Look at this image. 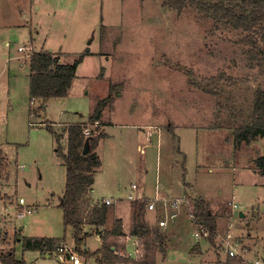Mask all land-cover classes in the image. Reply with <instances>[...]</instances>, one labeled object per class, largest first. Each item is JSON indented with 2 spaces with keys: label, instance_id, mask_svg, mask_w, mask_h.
I'll return each instance as SVG.
<instances>
[{
  "label": "rangeland",
  "instance_id": "1",
  "mask_svg": "<svg viewBox=\"0 0 264 264\" xmlns=\"http://www.w3.org/2000/svg\"><path fill=\"white\" fill-rule=\"evenodd\" d=\"M11 20L17 26H8ZM4 21L0 150L7 177L0 182V253L15 249L25 264H63L53 253L23 251L15 240L47 237L82 256L60 208L65 167L55 149L65 153L66 136L57 145L45 127L62 134L66 125L86 122L97 101L110 95L102 111L104 127L97 129L105 136L96 148L101 165L92 202L126 198L132 182L148 188L150 199L157 179L166 199L181 196L179 211L165 204L155 210L145 206L144 221L168 238L157 264H219L228 255L223 249L228 234L243 264L264 258V176L253 165L264 152V138L235 145L231 133L247 119L253 93L264 89V76L246 67L233 33L214 31L193 9L178 11L169 0H0ZM18 46H31L32 53L52 50L63 64L82 56L66 97L30 102L29 55ZM221 73L217 93L200 90L199 83ZM185 189L192 200L207 201L216 215L214 245L192 237V200L188 204ZM131 202L115 200L105 228L120 218L128 232ZM23 206L34 212L18 218ZM94 232L82 251L100 247Z\"/></svg>",
  "mask_w": 264,
  "mask_h": 264
},
{
  "label": "trees",
  "instance_id": "2",
  "mask_svg": "<svg viewBox=\"0 0 264 264\" xmlns=\"http://www.w3.org/2000/svg\"><path fill=\"white\" fill-rule=\"evenodd\" d=\"M169 4L178 11L186 7L193 9L202 19L212 23L214 31L225 30L233 33L236 37L235 44L246 61V67L264 76V0H169ZM81 60L82 56H79L70 64H61L59 55L53 51L33 52L28 59L30 102L45 103L51 98L66 97ZM223 75L221 73L216 78L211 77L204 85L199 83L198 87L205 93H217L218 82ZM109 99L110 95L97 101L86 122L66 125L62 134L57 135L51 125L45 127L53 135L57 145L63 135L67 140L65 153L60 147L55 149L65 167V184L60 197L63 224L65 228L70 227L73 230L75 249L82 256L93 258L96 264L125 261L116 253L124 250L119 244V238L127 235L138 237L142 245V255L133 264H157V254L164 252L168 238L157 227H151L144 221L146 201L130 203L132 225L128 232L123 230L120 218L115 219L110 228H105L112 209L103 202H92L90 191L93 174L101 165L96 148L105 133L99 132L97 136L85 137L83 130L86 125L91 126L95 121H98L99 126H104L100 119ZM34 113L31 109L30 114L35 115ZM231 133L235 145L249 144L258 138H264V89H257L253 93L247 119L234 126ZM85 142L88 143V153L83 155ZM253 165L257 173L264 176V152L253 160ZM6 174V158L0 150V182L6 179ZM80 201L82 204L79 208ZM191 207L194 223L208 229L209 236L206 240L210 245H214L217 232L216 215L211 212L208 202L202 198L192 200ZM85 228H90V231ZM91 232L100 234L101 245L94 251H82L81 246ZM15 240L21 244L23 251H38L40 254L47 253L46 256H50L60 242L57 238L47 237H16ZM14 251L12 249L1 252L0 264H25L23 259L15 256ZM218 263L243 264V260L239 256L227 255L223 261L218 259Z\"/></svg>",
  "mask_w": 264,
  "mask_h": 264
},
{
  "label": "built area",
  "instance_id": "3",
  "mask_svg": "<svg viewBox=\"0 0 264 264\" xmlns=\"http://www.w3.org/2000/svg\"><path fill=\"white\" fill-rule=\"evenodd\" d=\"M17 51L20 53L26 52L27 55H31L32 48L31 46H18ZM98 125V121H95L91 126L86 125L83 130V135L85 137L88 136H97L99 135V132L97 131L96 127ZM148 140H151L152 133H147ZM130 190L129 193L126 196V200L128 201H148L146 204V208L148 210H155L159 205L165 204L167 207L172 208L174 210H178L181 207V200L180 199H166L164 198L158 191L157 187L155 188L154 195L148 199L145 195H143L141 188L135 184L131 183L129 186ZM105 205L110 206L115 204V200L113 199H102V201ZM233 208H235V205H233ZM34 212V209L28 206H23L21 210L18 211L16 216L18 218H24L25 216L31 215ZM189 217L191 218V221H193V215L190 213ZM194 224V228L191 231L192 237L195 240L205 239L209 235V231L206 227H204L201 224H196L194 221L192 222ZM100 234H96V238L99 239ZM231 237V234H228L224 244L223 249H226L228 252V256L234 257L239 256V253L235 249V246H233L229 242V238ZM119 244H121L124 247L123 251H120L116 253L121 258H124L125 261L121 262H113L110 264H133V262L142 255V245L140 244V241L138 237L136 236H124L119 238ZM131 248H130V247ZM55 255L59 261H61L63 264L69 263V264H85L82 257L77 254V252L73 249L72 246L66 245V244H60L57 249L50 254ZM242 258V257H241ZM243 260V259H242ZM249 264H264V258L260 256H254L252 260L249 262Z\"/></svg>",
  "mask_w": 264,
  "mask_h": 264
},
{
  "label": "crops",
  "instance_id": "4",
  "mask_svg": "<svg viewBox=\"0 0 264 264\" xmlns=\"http://www.w3.org/2000/svg\"><path fill=\"white\" fill-rule=\"evenodd\" d=\"M1 16L3 17V13L1 14ZM6 22L4 21V22H0V27H3V25L5 24ZM17 22L15 21V20H11L10 22H8V26H17V24H16ZM3 24V25H2ZM5 45L6 46H8V42H5ZM50 52L52 51V50H49ZM22 54V53H21ZM59 63H61V64H63L62 62H61V58L59 57ZM20 65H23V63H20ZM68 92H69V90H68ZM31 111V110H30ZM30 116L32 117V115L30 114ZM101 119H102V115H101ZM101 119H100V122H101ZM104 127V126H103ZM159 132L157 133V136H156V146L159 148V141H160V144H161V142H162V137H159ZM108 136V135H107ZM146 138H147V140H148V136H147V134H146ZM152 138V137H151ZM149 141V140H148ZM100 171V167L96 170V172L93 174V185L95 184L94 182H95V176H96V174L98 173ZM133 183V182H132ZM158 180L156 179V185H155V188L157 187V189H158V191H159V193L164 197V198H166V193L164 192V191H160V189H159V186H158ZM93 185H92V188H91V191H90V194H91V197H96L94 194H95V191H94V189H93ZM183 186V185H182ZM129 188V187H128ZM140 188H141V190L144 192V194L146 195V197L147 196H151V191H149V189L148 188H145V187H141L140 186ZM130 189V188H129ZM183 189H184V187H183ZM186 190V201L188 202V204H189V199H193V196L194 195H192V198H191V195H190V193H189V189H185ZM155 192V191H154ZM128 193H129V191H128ZM184 195V194H183ZM182 195V196H183ZM97 198H99V197H97ZM100 198H102V199H113V200H117V199H125V198H121V197H113V196H103V197H100ZM148 198V197H147ZM167 198H169V196L167 195ZM179 198H181V196L179 197ZM178 197H176V198H174V199H179ZM190 204H192V203H190ZM233 205H235V208H233ZM188 206H190V205H188ZM181 208V207H180ZM237 208V205L235 204V203H232L231 204V210H233V209H236ZM178 211H179V209H178ZM19 243V242H18ZM101 243V242H100ZM14 248V247H13ZM15 250V249H14ZM41 256V255H40ZM43 256H46V255H43ZM47 257V256H46Z\"/></svg>",
  "mask_w": 264,
  "mask_h": 264
},
{
  "label": "water",
  "instance_id": "5",
  "mask_svg": "<svg viewBox=\"0 0 264 264\" xmlns=\"http://www.w3.org/2000/svg\"><path fill=\"white\" fill-rule=\"evenodd\" d=\"M87 153H88V143L85 142L84 147H83V150H82V154L85 155ZM239 217H243V214L242 213H239Z\"/></svg>",
  "mask_w": 264,
  "mask_h": 264
}]
</instances>
